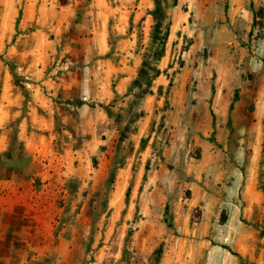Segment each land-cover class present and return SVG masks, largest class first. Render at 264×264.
Here are the masks:
<instances>
[{"label":"rangeland","instance_id":"374dc122","mask_svg":"<svg viewBox=\"0 0 264 264\" xmlns=\"http://www.w3.org/2000/svg\"><path fill=\"white\" fill-rule=\"evenodd\" d=\"M251 181L264 0H0V264H229L221 228L182 225Z\"/></svg>","mask_w":264,"mask_h":264},{"label":"crops","instance_id":"0c3cea01","mask_svg":"<svg viewBox=\"0 0 264 264\" xmlns=\"http://www.w3.org/2000/svg\"><path fill=\"white\" fill-rule=\"evenodd\" d=\"M195 201L216 203L217 210H202L200 216L196 218L197 221L190 223L189 220H184L182 228L191 226L201 231L202 235L212 229L218 232L221 228L224 231L221 237L228 241L230 250L233 252H230L228 257L229 264H264V241L260 236L261 219L264 215V196L256 190L252 181L246 183L240 195L230 193L223 197L205 193L196 196ZM226 208L228 210H225ZM222 209L226 217L223 223H219L218 217ZM186 213L188 218L190 211ZM219 249L217 246L212 249L211 259L220 252ZM175 256V253H170L168 258H164L162 264L192 262L186 254L181 253L178 257Z\"/></svg>","mask_w":264,"mask_h":264},{"label":"trees","instance_id":"16d2710c","mask_svg":"<svg viewBox=\"0 0 264 264\" xmlns=\"http://www.w3.org/2000/svg\"><path fill=\"white\" fill-rule=\"evenodd\" d=\"M154 25L152 27V32H151V40H150V51L153 53V58L156 59L158 57V54L160 52V47L164 44V38H163V32H162V21H163V15L162 13H159V11H155L154 13ZM154 63H143L139 73H138V83L132 85L129 89L128 92H131V90L135 87L139 89V92H136L133 94V96L137 99H140V97L143 96L142 94V85L147 84L148 82L146 81V78H150V76L147 75V73H153L154 72ZM113 119L114 123L117 124V129H118V117H111ZM128 126V123L125 127ZM122 131V130H121Z\"/></svg>","mask_w":264,"mask_h":264}]
</instances>
